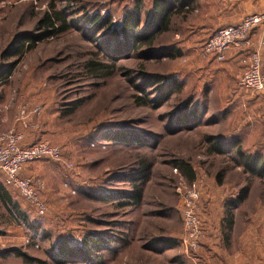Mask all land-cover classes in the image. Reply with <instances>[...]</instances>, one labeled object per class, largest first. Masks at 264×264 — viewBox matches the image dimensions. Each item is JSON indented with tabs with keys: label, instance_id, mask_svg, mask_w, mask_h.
Wrapping results in <instances>:
<instances>
[{
	"label": "rangeland",
	"instance_id": "1",
	"mask_svg": "<svg viewBox=\"0 0 264 264\" xmlns=\"http://www.w3.org/2000/svg\"><path fill=\"white\" fill-rule=\"evenodd\" d=\"M51 1L56 10L70 12L71 28L38 43L17 63V58L12 56L15 46L23 36L38 34L37 22L50 10ZM134 1L0 0V74L11 64L14 66L10 77L0 84V97L8 98V106L4 105L2 111L12 126L19 106H39L41 113L33 119L38 128H28L24 132L26 140L49 141L61 149L62 162L72 164L68 169L62 162L38 161L31 164L28 171L22 170V178L41 183L40 199L46 212L39 215L16 190L10 192L28 218L30 228L11 222L9 213L0 204V264H25L18 256L21 252L39 259L42 264H82L80 245L85 240L95 239L97 233H101L102 238L109 235L125 240H118L116 244L110 242V249L101 254L103 264H193L191 260L184 263L180 259L183 220L177 187L186 188L193 183L199 191L202 241L207 186L215 187L220 179L235 193L249 184L255 200L259 197L264 200V179L249 180L232 153H208L211 143L205 142L206 135L225 134L229 122L239 131L237 123L244 120V109L250 108L246 113L256 114L255 120L264 123V97L260 95L261 101L254 103L252 98L256 93L239 89L242 63H234L232 67L226 63L227 57L224 62H216L200 56L202 44L199 42L205 39L195 42L191 39L194 29L201 24L195 13L173 16L169 31L156 37L147 54L140 51L132 55L125 49L116 52V41H110L105 35L88 36L80 28L84 13L110 14L113 23H118ZM142 1L143 27L152 0ZM218 18L222 16H213L212 24L204 25L211 27L209 32L217 29ZM90 62L104 64L106 68L90 72L86 67ZM143 74L175 80L182 84V91L159 108L140 106L136 97L141 95L135 92L131 81L139 84L138 78ZM234 91L238 93L237 98L236 92L232 94ZM185 103L189 104V109L195 104L200 107L203 125L170 134L168 126H172L179 115L176 109L183 108ZM75 104L79 105L77 109L66 116L65 111ZM208 121L213 122L208 124ZM255 127L254 133H257ZM9 128H0V131ZM115 131L142 134L155 145L153 148L125 147L102 137ZM241 144L247 153L264 151V141H250L249 137ZM141 158L150 163L151 170L138 208L117 209L113 203L97 202L88 196L94 197L108 188L128 190L121 181L108 185L107 173L116 168L115 171L123 167L137 168ZM171 161L188 164L194 180L186 182L181 173L173 169ZM253 201L247 206H252ZM261 217L264 219V211ZM261 225L264 227V220ZM157 237L174 238L178 245L163 253L147 251L145 243ZM66 250L74 252L71 254L74 257L67 258L71 256ZM8 251L11 253L2 255Z\"/></svg>",
	"mask_w": 264,
	"mask_h": 264
},
{
	"label": "trees",
	"instance_id": "2",
	"mask_svg": "<svg viewBox=\"0 0 264 264\" xmlns=\"http://www.w3.org/2000/svg\"><path fill=\"white\" fill-rule=\"evenodd\" d=\"M175 2V0H152L151 8L147 13V20L143 27L141 26L143 1L135 0L133 7L123 14L118 23H113L112 16L110 14L101 16L98 12L84 13L79 22L81 23L80 28H82L88 36L105 35L110 41H116V52H121L122 49H125L132 55L134 53H140V51L146 52L145 54H147V51L153 46L156 37L169 31V26L173 16L180 14L182 12L181 9L183 6L187 5V7H189V4H185L184 1L179 7L176 6ZM69 14L70 12H66L65 10H56L55 4L53 1H51L50 10L45 13L44 16L37 22L36 29L38 34L23 36V38L19 39L18 44L15 46L12 56L17 58V63L21 60L24 53L33 50L38 43L67 32L71 28V25L68 22ZM207 40L208 39H206V41ZM203 45L204 43L201 45V47ZM238 55H241L238 61L241 63L240 60L242 57H244V55H246V53H239ZM209 58L216 61L213 57ZM12 66L13 65L11 64L7 70L0 74V84L5 83L10 77L12 68L14 67ZM86 67H88V71L94 73L102 71L106 68L104 64L94 62L88 63ZM108 74L111 73H107L106 75ZM138 80L141 81L139 84L133 83V80L131 82L135 92L141 95L136 97V102L140 106H153L154 108H159L169 101L172 96L180 94L182 91L181 83L175 80H168L163 76H146L143 74L139 76ZM239 89L241 88L239 87ZM234 92L232 94H234ZM260 95L261 94L256 93L255 98H253L255 103L257 100L256 98L260 97ZM152 96L155 97L151 99ZM78 106V104H75L71 108L67 109L65 111V115H71ZM176 110L179 115L178 118H176L173 122L172 126H168L170 134L186 130L191 131L203 125L201 109L196 104L192 109H189V104L185 103L183 108ZM211 122L213 121H208V124ZM261 131H264V127H261ZM139 135H137L135 132L115 131L113 133H109L108 135L104 134L102 137L104 140L113 141L115 143L124 145L125 147H154L155 142L146 139L142 134ZM226 135H206L207 138L205 142L211 143L210 151L208 153L215 155H226L232 153L237 166L241 167L242 173L247 175L249 180L254 177L264 179V151L257 150L254 154L247 153L242 147L241 142L243 138H241V135L236 134L229 138H226L228 137ZM40 140L43 139H38L34 142ZM138 164L139 166L137 168L134 167L133 169H130L129 167H123L115 171L117 169L116 168L110 171V173H107V178L109 179L106 182H108V185H113L115 181H121L128 186V190L121 191L108 188L99 192L97 195H94V197H92L93 195L91 194H88V196L95 199L97 202L113 203L117 209L138 208L142 203L143 189L148 182L151 170V165L145 158H141ZM171 164L173 169L181 173L186 182H191L194 180L195 175L192 168L188 164L178 161H171ZM217 183L220 185L221 180L218 179ZM10 192L16 191L5 186V184L0 180V204L4 210L9 213L11 222L13 221L17 223H23L27 225L28 228H30L28 218L19 209ZM248 193L249 184L239 189L235 195V198L226 202V205L230 206L229 210L231 211L233 206L246 200ZM224 220L225 222L227 221L226 223L228 226L225 228L228 230L231 229L232 213H227L224 217ZM34 231H36V229ZM100 235L102 234L97 233L96 236L94 235L95 239H90L88 241L84 239L85 241H83L80 245L82 264H103V258L101 254L110 249V242L114 244H116L118 240L120 242H125L124 238H117V236L110 237L108 235L107 238H102ZM89 236L92 237L91 235ZM157 242L160 244L158 248L157 245L154 246L153 244H148L147 247L154 252H162L167 249H174L178 245V241L176 239L169 237H161L157 239ZM200 245L201 247L203 246V241H201ZM9 252L10 251L3 253L2 255L5 256ZM72 253L74 252L69 251V253L66 254H70L71 257H66H74L71 255ZM18 256L22 258L25 264H42L39 259L29 257L22 252L18 253Z\"/></svg>",
	"mask_w": 264,
	"mask_h": 264
},
{
	"label": "crops",
	"instance_id": "3",
	"mask_svg": "<svg viewBox=\"0 0 264 264\" xmlns=\"http://www.w3.org/2000/svg\"><path fill=\"white\" fill-rule=\"evenodd\" d=\"M176 6H181L182 2L189 4L187 7L183 6L181 13L190 12L196 14V19L201 20L199 23L200 27H196L192 33V40L195 42L196 39L209 38L218 29L226 26L236 25L240 19L246 15L253 13L264 12V0H175ZM217 9H214L216 6ZM214 6V7H213ZM205 12V13H203ZM221 15L222 18L217 19V29L211 33V27L206 28L204 25L210 26L212 24V17ZM206 15V17H202ZM206 22V23H204ZM204 23V24H202ZM207 32V33H205ZM210 33V34H209ZM202 39V40H203ZM205 40L203 42H205ZM253 46L252 49L260 48V44L264 43V33L255 32L252 36ZM202 41L199 44H203ZM197 43V42H196ZM201 46V45H200ZM261 59L262 65H264V46H261ZM241 55L235 52H228L226 57V63L228 66H234V63L239 61ZM241 61V60H240ZM239 64V63H238ZM231 70V69H230ZM2 88H0L1 90ZM1 92V91H0ZM235 93V92H234ZM235 98L238 93L236 92ZM232 98V96H231ZM239 98V97H238ZM252 98V97H245ZM255 98V97H253ZM252 98V99H253ZM256 102L261 101V97L256 98ZM8 98L3 99L0 97V128L15 127V121L11 119L12 126H9V121L6 114L3 113L2 108L7 105ZM255 103V102H254ZM252 105V104H251ZM249 105V106H251ZM245 106V104H243ZM258 105L255 106V108ZM250 111V108L244 109L243 118L244 120L237 123L239 131L233 128L234 125L229 122L226 127V138L232 137L236 134L241 135L243 141L251 139L255 142L264 141V131H261V126L264 123L255 120L254 114L248 115L246 112ZM213 124V123H212ZM258 124V125H256ZM256 126V127H255ZM255 131L257 133H254ZM7 129V130H9ZM5 130V131H7ZM3 131V132H5ZM0 131V133H3ZM239 132V133H238ZM215 135V134H213ZM254 136V139L252 137ZM34 141L32 138L24 139V145H29ZM32 168L30 165L24 167V171H28ZM22 172V173H23ZM21 173V176H22ZM24 177V176H22ZM0 180L3 182V177L0 175ZM242 186V185H241ZM241 186L239 188H241ZM208 197L204 202L203 220L205 223V233L203 239V246L200 248L198 255L194 260H187L182 254L180 259L190 261L193 264H264V227H262V211H264V200L261 197L256 198L253 196V191L250 188L246 200L242 203L233 206L231 211L230 206L226 205V202L235 198V193L226 188L225 184H217L215 187L207 186ZM254 197V198H253ZM252 200V206L248 207V203ZM232 213V226L231 229H226L227 221L225 222L224 217L229 212ZM229 222V221H228ZM226 227V228H225ZM160 238V237H159ZM158 237L152 240H148L145 244H153L154 246L160 245L157 242ZM147 251L154 252L153 250L147 249ZM165 251V250H164ZM156 252V253H163ZM200 253V254H199Z\"/></svg>",
	"mask_w": 264,
	"mask_h": 264
},
{
	"label": "built area",
	"instance_id": "4",
	"mask_svg": "<svg viewBox=\"0 0 264 264\" xmlns=\"http://www.w3.org/2000/svg\"><path fill=\"white\" fill-rule=\"evenodd\" d=\"M264 33V12L244 16L239 23L226 26L213 33L200 48V56L213 57L217 62H223L228 52L246 53L241 59L243 71L239 80V87L247 92L264 96V65L260 48L252 49V36L255 32ZM29 109V110H28ZM41 108L37 105L28 108L18 107L15 127L0 133V173L5 186L16 190L19 195L39 215L46 212V207L40 199L41 183L29 178H22L24 167L42 160L62 162L61 149L47 140L36 141L30 145H23L24 132L32 127L38 128L33 119L39 117ZM68 169L72 164L62 162ZM176 193L180 198L183 231L180 240L182 255L189 260L199 252L203 231L198 216L199 191L195 184L186 188L177 187Z\"/></svg>",
	"mask_w": 264,
	"mask_h": 264
}]
</instances>
